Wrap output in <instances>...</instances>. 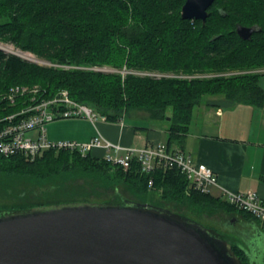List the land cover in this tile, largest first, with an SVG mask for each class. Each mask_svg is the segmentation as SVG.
<instances>
[{
  "label": "trees",
  "instance_id": "trees-1",
  "mask_svg": "<svg viewBox=\"0 0 264 264\" xmlns=\"http://www.w3.org/2000/svg\"><path fill=\"white\" fill-rule=\"evenodd\" d=\"M185 2L0 0V18H7L0 23V41L53 63H109L120 68L218 74L203 78L131 74L122 78L93 69L41 65L0 49V118L21 110L29 97L22 96L11 104L7 94L15 85L39 86L38 97H52L68 89L75 100L90 104L109 121L123 119L131 109L147 110L154 119L168 120L167 143L172 146L184 141L193 110L206 95H223L237 103L263 106L260 79L264 75V0H215L206 21L183 18ZM107 9L114 16H109ZM114 19L119 20L109 24ZM168 21L172 22L170 27ZM238 24L256 26L257 30L250 39H244L236 31ZM225 71L232 73L221 74ZM6 176L19 182L11 183L10 191L23 183L24 190L16 198L23 201L32 192L34 200H27L30 205L18 201L0 209L123 198L146 202L156 193L163 204L173 202L186 208L174 210L179 213L212 214L224 209L241 213L251 223L258 222L222 197L187 194L186 177L178 169L147 173L134 163L124 170L92 152L83 156L69 149H48L34 160L21 154L0 155V177ZM29 184L32 190L27 189ZM111 189L114 194L107 196L105 190ZM232 248L244 264H249L240 243H234Z\"/></svg>",
  "mask_w": 264,
  "mask_h": 264
},
{
  "label": "water",
  "instance_id": "water-1",
  "mask_svg": "<svg viewBox=\"0 0 264 264\" xmlns=\"http://www.w3.org/2000/svg\"><path fill=\"white\" fill-rule=\"evenodd\" d=\"M214 1L186 0L182 17L206 21ZM256 30L236 28L244 39ZM251 224L257 232L247 236L264 238ZM243 241L186 214L133 199L0 209V264H244L234 243L245 248L249 264H263Z\"/></svg>",
  "mask_w": 264,
  "mask_h": 264
},
{
  "label": "crops",
  "instance_id": "crops-1",
  "mask_svg": "<svg viewBox=\"0 0 264 264\" xmlns=\"http://www.w3.org/2000/svg\"><path fill=\"white\" fill-rule=\"evenodd\" d=\"M263 80L264 75L260 79L264 87ZM168 127L147 131L118 121L98 120L93 124L86 118H70L53 123L48 137L86 141L101 133L125 146H143L148 142H167ZM172 147L189 152L196 161L214 170L219 185L213 189V196L223 198L225 191L252 190L264 197V105L237 103L223 95H206L193 110L184 141L175 142ZM92 153L102 158L105 150L98 148ZM255 225L264 232L259 223Z\"/></svg>",
  "mask_w": 264,
  "mask_h": 264
},
{
  "label": "built area",
  "instance_id": "built-area-1",
  "mask_svg": "<svg viewBox=\"0 0 264 264\" xmlns=\"http://www.w3.org/2000/svg\"><path fill=\"white\" fill-rule=\"evenodd\" d=\"M37 85H15L11 87L7 98L11 104L17 98L29 96L24 107L12 114L0 118V155L21 154L34 160L48 149H69L85 156L94 149H104L102 157L112 165L128 170L137 163L142 172L156 169H178L187 180L186 193L212 194L219 185L214 170L203 162L195 160L189 152L173 148L167 142H148L143 146H125L114 142L101 133L86 141L73 139L52 140L48 137L46 124L56 119L86 118L93 124L98 120H107L92 106L75 100L68 89L59 90L52 97H38ZM124 124V118L119 120ZM153 181H150V185ZM223 199L238 209L250 213L264 227V197L257 191L223 193Z\"/></svg>",
  "mask_w": 264,
  "mask_h": 264
},
{
  "label": "rangeland",
  "instance_id": "rangeland-1",
  "mask_svg": "<svg viewBox=\"0 0 264 264\" xmlns=\"http://www.w3.org/2000/svg\"><path fill=\"white\" fill-rule=\"evenodd\" d=\"M101 9H102V7H101ZM106 12L109 16H111V17L114 16V13L111 12L110 10L107 9ZM131 17H132V15H131ZM6 20H7V18H0V23L4 22ZM118 20L119 19L111 20V22L109 24L114 25V23H117ZM171 23L172 22L168 23V27H170ZM6 46H10V47H12V49H6ZM0 47L5 48L6 49L5 52H7V53L18 55V56L22 57L23 59L29 60V61L37 63V64L46 65V66L54 65V66H60V67L67 68V69H79V70L93 69L96 71H102L103 73L119 74V75H121L122 78H125L127 75H131V74L137 75V76H142V77H151V78H162V77H185V78H196V77H198V78H203V77H211V76L218 75L217 73H213V72H205V73L204 72H201V73L197 72L195 74H188V73H184V72H162V71L150 70V69H135V68L130 69V68H127L126 66H121V68H120V67L113 66L114 64H109V63L103 64V65H91V66L90 65L89 66L72 65V64L61 65L58 63H53L49 60L42 59L41 57H38L37 55H35L34 53H32L30 51H25L19 47H16L15 44L10 43V42L0 41ZM25 52L28 53L29 55L25 56L24 55ZM112 57L115 58V62H116L117 61V58H116L117 54H114ZM229 73H232V71L221 72V74H229ZM86 104H88V103H86ZM88 105H90V104H88ZM123 118H124V124L133 125V126L138 125V127L141 130L147 129V131H149L151 128L152 129H158V130H160V129L165 130L170 125L168 120L154 119L150 116V112H148L147 110H143V109H131L127 114H125V116ZM169 118L170 117H167V119H169ZM59 120H63V119H56V120L48 122L46 124L47 134L49 137L51 136V132H52L51 128H52L53 123H55ZM146 132L144 134H146ZM41 156H43V154ZM80 181H83V180H80ZM13 182H17V179L12 178V177H9L7 179V176L6 177H0V207H3V205H5V206L12 205L14 203H17L18 201H21L22 204L30 205V204H27L28 203L27 200L28 201L34 200V197H33L34 194L32 192H30L26 198H23V201H22V199L16 198V196L20 195L21 191L24 190V187L21 186V185H23V183H21V185H19V184L15 185L16 187L14 186L12 188L13 191H10L11 190L10 185ZM17 183H19V182H17ZM17 186L19 189L17 188ZM34 188H36V187H34ZM27 189L32 190L33 187L29 184ZM101 191H104V190L101 189ZM105 192H106L107 196H111L114 194L113 189L105 190ZM93 199H95V198H93ZM146 202L151 203V204H155V205H159V206H163V207H167L170 209L172 208L173 210H177L178 208H180V210H186V208H181V207L176 206V204L173 202H168L166 204H163V201L160 200V196H158L156 193L155 194L153 193V195H151V197H149V200H147ZM191 213H193V212H191ZM240 214H238L237 212H234V211L227 212L226 210L222 209V210H217L216 212H213L212 214H210L208 211H203L201 213L196 212V214H186V215L191 217L194 220L199 221L200 223L204 224L205 226H207L209 228L217 230L219 233H223V234L229 235L233 238H237V239L240 238V239L244 240L246 243L244 241H243V243H245V245L248 244L247 247L252 252L253 258H255V261L261 262L264 258V240H263L264 238L263 237L262 238H260V237L255 238L252 235H249V236L241 235L239 232V228H240L239 226L240 225L237 224V221H234L236 224L235 226H232V225L226 223V222H228V220L230 218H232L234 216H238V217L245 219ZM257 223L260 224L259 221ZM245 236H247V238Z\"/></svg>",
  "mask_w": 264,
  "mask_h": 264
},
{
  "label": "flooded vegetation",
  "instance_id": "flooded-vegetation-1",
  "mask_svg": "<svg viewBox=\"0 0 264 264\" xmlns=\"http://www.w3.org/2000/svg\"><path fill=\"white\" fill-rule=\"evenodd\" d=\"M237 217V220H235V221H237V224L238 225H240L239 227V232H240V234L241 235H248V234H250V232H257V230L255 229V226H253L252 224H251V222L250 221H248V220H245V219H243V218H241V217H238V216H236ZM233 218V217H232ZM232 218H230L229 220H228V222H226L227 224H230V225H232V226H235L236 224H235V222L234 221H232ZM240 239V238H239ZM248 251H249V249H248ZM250 253H252V252H249V254ZM247 255L245 254V257H246ZM248 258V257H247ZM248 261H249V259H248ZM264 264V263H263Z\"/></svg>",
  "mask_w": 264,
  "mask_h": 264
},
{
  "label": "bare ground",
  "instance_id": "bare-ground-1",
  "mask_svg": "<svg viewBox=\"0 0 264 264\" xmlns=\"http://www.w3.org/2000/svg\"><path fill=\"white\" fill-rule=\"evenodd\" d=\"M2 47H3V46H2ZM6 49H12V47H10V46H6ZM24 55L27 56V55H29V54L25 52Z\"/></svg>",
  "mask_w": 264,
  "mask_h": 264
}]
</instances>
